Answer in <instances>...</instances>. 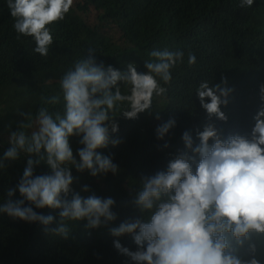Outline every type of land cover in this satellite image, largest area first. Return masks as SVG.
I'll use <instances>...</instances> for the list:
<instances>
[{"label":"clouds","instance_id":"clouds-1","mask_svg":"<svg viewBox=\"0 0 264 264\" xmlns=\"http://www.w3.org/2000/svg\"><path fill=\"white\" fill-rule=\"evenodd\" d=\"M253 4L239 0L241 8ZM73 5L74 0H6L17 39L31 37L32 51L45 58L54 43L49 26L64 21ZM95 53L90 48L86 57L74 59L58 90L40 94L35 113L18 111L21 119L9 131L0 169L21 157L26 166L16 186L5 189L0 215L38 223L44 233L63 240L79 221H86L85 229L103 227L112 237L129 236L135 250L113 240L117 253L127 257L125 264H264V82L257 85L247 123L230 127L226 110L235 89L224 76L219 83L201 80L195 93L205 120L182 132V147L171 143L174 117L155 128L156 139L164 141L158 149L167 150L166 163L142 172L138 186H128L130 199L122 205L133 214L112 227L116 201L97 196L86 184L76 191L72 185L79 178L71 170L91 177L121 171L114 153L101 150L123 143L117 136L121 117L137 120L155 112L161 120L153 102L166 97L172 70L184 63L185 53L154 48L144 71L134 62L123 70L105 65ZM187 64H197L194 53H188ZM187 111L195 115V105ZM73 137L79 145L75 153ZM42 163L49 171L34 174ZM17 192L19 198H14ZM45 208L59 210L58 215L34 210Z\"/></svg>","mask_w":264,"mask_h":264},{"label":"trees","instance_id":"trees-1","mask_svg":"<svg viewBox=\"0 0 264 264\" xmlns=\"http://www.w3.org/2000/svg\"><path fill=\"white\" fill-rule=\"evenodd\" d=\"M12 24L6 0H0V157L9 147V131L16 130L21 119L18 111L35 113L40 94L58 90L63 71L73 61L66 52H78L77 59L95 48L97 60L105 65L123 70L134 62L138 71H144V60L154 48L185 53L184 63L172 70L166 97L153 102V109L161 111V120L155 119V112L142 113L137 120L121 117L117 136L123 143L101 150L105 155L114 153L113 162L121 171L91 177L87 171L71 170L79 178L72 185L76 191L86 184L97 196L116 201L117 220L112 227L133 214L131 207L122 205L130 199L128 186H138L142 172H154L166 163L167 150L158 149L164 141L156 139L155 128L174 117L177 124L171 130V143L182 147V132L205 120L195 93L201 80L219 83L224 76L235 89L226 110L230 127L247 123V113L255 107L257 85L264 82V0H254L251 8L239 7V0H74L66 19L49 26L54 43L46 58L32 51L35 43L31 37L17 39ZM189 52L197 58L191 67L187 64ZM193 105L195 115H189L187 110ZM70 143L75 153L79 147L76 138H70ZM6 163L9 166L0 169V203L5 189L18 183L26 158ZM48 171L42 163L34 174ZM14 198H19L18 192ZM34 210L54 216L59 211ZM85 224L76 222L69 239L63 240L44 233L38 223L0 215V264H125L127 257L117 253L113 240L135 250L131 237H112L107 228L85 229Z\"/></svg>","mask_w":264,"mask_h":264},{"label":"rangeland","instance_id":"rangeland-1","mask_svg":"<svg viewBox=\"0 0 264 264\" xmlns=\"http://www.w3.org/2000/svg\"><path fill=\"white\" fill-rule=\"evenodd\" d=\"M66 53H68V55H66V56H69L71 59L73 58V60L74 59H76V57H78L77 55H78V52H74V51H69V52H66ZM77 54V55H76ZM63 57H65V56H63ZM68 61V60H67ZM70 65V64H69Z\"/></svg>","mask_w":264,"mask_h":264},{"label":"bare ground","instance_id":"bare-ground-1","mask_svg":"<svg viewBox=\"0 0 264 264\" xmlns=\"http://www.w3.org/2000/svg\"><path fill=\"white\" fill-rule=\"evenodd\" d=\"M2 2H3V0H2ZM131 59H132V58H131ZM131 59H129V60H131ZM134 59H135V58H134ZM115 62H116V61H115ZM112 175H113V174H112ZM109 177H110V176H109ZM112 178H113V176H112ZM114 179H115V178H114ZM114 179H111V178H110V180H114ZM108 181H109V180H108Z\"/></svg>","mask_w":264,"mask_h":264}]
</instances>
